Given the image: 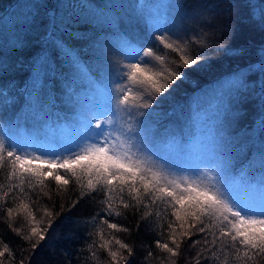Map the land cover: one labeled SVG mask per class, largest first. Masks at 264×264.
<instances>
[{
  "label": "trees",
  "instance_id": "16d2710c",
  "mask_svg": "<svg viewBox=\"0 0 264 264\" xmlns=\"http://www.w3.org/2000/svg\"><path fill=\"white\" fill-rule=\"evenodd\" d=\"M152 0H0V87L3 94L0 95V121L20 120L25 109L36 105L40 109L42 118L47 117L51 122L56 121L60 127H69L84 118L89 119L88 108L83 99L79 97L80 80L86 76L95 82L103 83L113 79L119 89L127 84L124 67L128 63L137 62L132 58L136 49L124 46L123 39L131 48L153 47L156 55L164 59V63L153 60L152 66L157 71L180 70L179 53L163 48L154 36H159L160 31L168 28L175 31H164V35L172 41L178 42L187 48V54L191 55L193 47L188 44L189 38H200L205 42V47H197L195 50L205 57L209 70L193 73L183 82L176 81L170 88L175 89L173 100L166 104L162 110L157 109L152 117L141 116L140 113H148L152 109H133L137 113L131 120L124 106L119 104L117 111L120 114L121 124L127 127H139L137 121L148 119V131L153 132L151 142H155L158 136L175 135L176 131L187 125V119L182 121V111L191 112L194 109H204L214 99L210 96L201 101V92L210 86L218 84L225 78L242 75V81L227 90L224 102L219 107V115L215 130V136L220 144H235L242 140L246 147H250L254 153L252 160L245 163L243 168L239 166L227 172L226 179H233L240 171L252 168L249 176L259 178L264 184V173L255 169L253 165L259 160L264 161V140L260 138L264 132V51H258L264 45V35L258 29L251 26V21L258 20L261 10L264 9V0H229L234 4H242L243 8L233 7L231 13H223V19L230 21L228 24H219L210 29L203 27L205 23H213L217 20L216 12L199 13L198 20L177 21L172 16L176 2L171 0H156L158 3L151 6V16H156V29L146 16L148 9L144 6ZM150 2V3H151ZM191 2V0H189ZM218 0H210L214 5ZM149 6V4H147ZM18 20L21 30L9 32L7 26L10 22ZM206 17V20H205ZM237 36L247 41L250 51L248 58L241 60L236 53L226 50L236 41ZM114 39H121L118 49L116 46L106 50L108 43ZM78 59V63H72V57ZM23 52L24 54H19ZM30 53V54H28ZM108 61V64L106 62ZM43 67V68H42ZM42 73L41 81H37V72ZM255 77V79H248ZM31 79L36 82L30 85ZM178 86V87H177ZM121 94H119L120 98ZM243 99L246 108L241 112L237 109L238 102ZM75 102V103H74ZM77 107H72L73 104ZM242 113V118H235ZM191 116V113L189 114ZM214 121V120H213ZM212 121V122H213ZM158 139V138H157ZM57 152L55 150L48 152ZM243 162V161H241ZM217 175V174H215ZM3 175H0V183H4ZM52 191L54 182H48ZM29 191H31L29 189ZM67 194L63 197L53 196L52 201L47 197H41L35 205L33 212L39 223L43 218L47 222L44 210L57 212L58 205L67 201ZM37 200L36 196L32 197ZM55 202V204L53 203ZM99 200H97V204ZM7 206L14 207L11 202ZM95 205H80L74 210L75 215L64 218L66 213H61L60 219L53 224L55 231L52 238L34 254L32 264H110L107 252L97 251V258L92 259L87 251L91 243L89 232L96 230L92 224L93 208ZM99 209L96 208V212ZM77 219L73 228H65L71 219ZM138 216L126 213L124 217H114L110 222L119 223L121 227L129 229L128 232H114L116 239L133 246L134 255L129 257V264H168L166 253H161L155 248V241L165 242L166 236H160V230L153 225L147 228L143 223L139 230L135 225ZM14 227L27 232L28 222L21 215L11 221ZM40 226H44L40 224ZM70 229V230H69ZM105 239H111L106 235ZM195 239V237L193 238ZM0 241L6 242L13 249L15 261L18 264L21 255L29 256L27 242L21 241L15 233L11 232L5 223V213L0 208ZM118 246H114L115 251ZM152 251V257L148 252ZM196 249L188 251L186 245H182V256L177 259V264H183L184 258L191 260ZM127 256V253H124ZM154 257V258H153ZM6 264H9L7 255ZM123 264V262H122ZM229 264H236L230 260Z\"/></svg>",
  "mask_w": 264,
  "mask_h": 264
},
{
  "label": "snow or ice",
  "instance_id": "6c2138e0",
  "mask_svg": "<svg viewBox=\"0 0 264 264\" xmlns=\"http://www.w3.org/2000/svg\"><path fill=\"white\" fill-rule=\"evenodd\" d=\"M233 7L243 8V5L229 0H218L214 5L210 0H176L172 16L183 22L200 19L201 11L216 12V21L202 25V28L214 29L219 24L230 23L222 17L223 13H231ZM251 26L264 35V9L258 20L251 21ZM164 31L175 34L168 28ZM153 38L163 48L179 53L178 69L191 71H157L152 66L153 60L163 64L164 59L156 55L153 47L131 48L124 41L125 47L136 49L132 59L137 61L124 66L128 83L119 89V103L128 112L130 120L137 115L133 109H152L140 113L152 117L157 109L162 110L172 102L175 89L170 88L171 85L210 68L204 55L195 50L206 46L202 39L189 38L188 44L193 47V52L188 55L184 45L172 41L163 32ZM229 50L241 60L247 59L250 51H257L249 48L247 41L239 36L225 55ZM258 51H264V45ZM67 54L72 57V63H78L71 51ZM2 94L3 88L0 87ZM238 104L239 112L247 107L243 99ZM101 114L104 119L91 120L94 134L64 151L36 155L23 151L21 145L11 138L7 143L0 139V175L5 179L0 183V208L5 213L8 228L21 241L27 242L30 253L27 257L21 255L18 264H32L36 250L52 238L53 224L60 219L61 213H66L64 218H71L80 205L96 206L91 221L96 230L88 233L91 243L87 251L92 259L97 258L98 250H104L110 264H129L128 258L134 255L133 246L113 235L114 232L126 233L129 229L110 221L131 213L139 217L135 225L137 230L141 223L147 228L154 225L160 230L161 237L166 236L163 243L159 239L155 241V248L167 254L168 264H177V259L182 256V245H186L189 252L196 249L191 260L185 257L183 264H229L230 260L236 264H264V209L254 210L250 203H245L230 190V182L226 179L230 169L243 168L252 160L254 153L250 147H246L242 140L222 144L214 165L191 170L192 176H176L138 155L141 149L133 151L135 145L130 143L133 137L149 141L150 136L153 138V132L148 131L147 118L137 121L138 128H124L115 126L106 113ZM241 118L242 113L235 120ZM205 168H211L217 175H204L202 170ZM48 182H54V192ZM64 194L68 197L66 206L60 203L55 213L45 209L47 222L42 218L37 223L33 205L39 198L47 197L52 201L53 196L63 197ZM33 196L37 200H33ZM9 202L14 207H5ZM21 215L29 224L27 232L11 223ZM106 235L111 239H105ZM114 246H118L115 251ZM6 255L9 264L15 261L13 249L0 241V264H6ZM148 256L152 257L151 250Z\"/></svg>",
  "mask_w": 264,
  "mask_h": 264
},
{
  "label": "rangeland",
  "instance_id": "374dc122",
  "mask_svg": "<svg viewBox=\"0 0 264 264\" xmlns=\"http://www.w3.org/2000/svg\"><path fill=\"white\" fill-rule=\"evenodd\" d=\"M144 8L148 9L146 16L150 23L156 29V16H151V6L158 3L152 0ZM168 1V0H165ZM176 2V0H171ZM10 22L7 26L9 32H17L21 30L18 20ZM163 32L164 31H160ZM123 39V43H124ZM122 43L121 39H112L108 43L106 50H111L115 46L119 48ZM108 64V61L106 62ZM43 68V67H42ZM37 81H41L40 70H36ZM242 75H235L231 78H225L218 84L204 89L201 93V101L204 97H213L214 102L205 106L204 109H194L191 112L182 111L177 113L176 117L181 114L182 121L187 119L181 131H176L175 135L158 136L155 142L149 140H141L139 137H133L130 143L134 144L133 151L141 149L138 152L142 158L147 159L155 166L165 167L166 170L171 171L174 175H188L192 176L191 170H198L206 165H214L219 157L220 142L215 136L216 126L218 125L219 107L224 102V97L227 90L233 86L238 85L242 81ZM36 81L31 79L30 85ZM115 81L107 80L99 83L92 81L90 76H86L80 80L79 97L83 99L87 106L89 119L84 118L83 122H78L69 127H60L56 121L51 122L47 117L42 118L40 109H36V105L25 109L21 119H13L6 122L0 121V139H4L7 143L11 138L19 143L23 151L41 155L53 150L59 152L74 147L79 141H84L86 138L94 134L91 127V120L99 117L104 119L105 116L101 113H106L107 117L115 122V126L127 128V125L121 124L120 114L117 111L119 106V93L115 86ZM75 103V102H74ZM71 104L72 107H77ZM191 113V116L189 114ZM214 120V121H213ZM213 121V122H212ZM129 127V126H128ZM138 128V127H133ZM261 142L264 140V132L260 138ZM264 146V145H263ZM257 170L264 173V161L259 160L253 165ZM206 176H215V172L211 168L202 170ZM252 168H247L245 171L236 172L235 178L227 179L230 190L240 196L245 203H250L254 210L264 209V184L259 178L249 176ZM264 178V176L262 175ZM234 182V183H233ZM77 219H71L67 222L65 231L68 233V228H73ZM70 230V229H69Z\"/></svg>",
  "mask_w": 264,
  "mask_h": 264
}]
</instances>
